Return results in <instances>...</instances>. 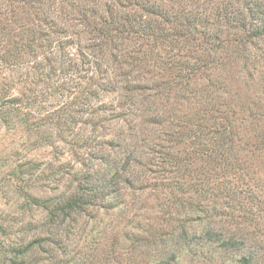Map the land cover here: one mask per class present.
Returning a JSON list of instances; mask_svg holds the SVG:
<instances>
[{
    "label": "trees",
    "instance_id": "16d2710c",
    "mask_svg": "<svg viewBox=\"0 0 264 264\" xmlns=\"http://www.w3.org/2000/svg\"><path fill=\"white\" fill-rule=\"evenodd\" d=\"M234 64L264 68V0H0V126L57 154L18 166L39 173L14 189L40 217L0 226V264H169L195 214L227 217L264 264ZM144 192L165 197L153 218ZM108 211L114 233L100 222L91 239Z\"/></svg>",
    "mask_w": 264,
    "mask_h": 264
},
{
    "label": "rangeland",
    "instance_id": "374dc122",
    "mask_svg": "<svg viewBox=\"0 0 264 264\" xmlns=\"http://www.w3.org/2000/svg\"><path fill=\"white\" fill-rule=\"evenodd\" d=\"M249 73L251 75L248 76ZM227 75L230 76H222V78L231 79L228 80L230 93L233 94V98L238 104L241 106L243 104L245 108V111H240L237 105L234 106V109L238 110L235 124L241 129V146L245 148L241 158L243 159L244 155L247 154L245 157L246 164L253 171L249 173L252 178L244 176V180H249L247 183L252 187L254 183L257 185L256 190H258L257 193L262 200L259 206L260 210L257 211L260 223L250 228L259 235L261 245L264 248V148L259 150L258 147L261 140L264 145V68L257 65L254 70L251 68L245 70L234 64ZM223 80L224 82L227 81ZM202 84L198 86V90H203L204 85L208 83L204 81ZM188 111L189 113L193 112L190 109ZM262 135L263 137H261ZM59 149L63 151L62 148ZM56 155L49 145L36 147L29 143L25 135L17 136L7 127L0 126V226L5 225L11 218L17 217L15 220L18 219L20 214L24 215L25 220L32 222L39 219L40 212L38 210L32 209L23 214L22 203L14 189V182L17 179L25 180L28 178L30 183L38 186L40 182L39 173L34 172L35 174L31 177H26V175L18 172V166H27L34 161L37 164L50 162ZM67 156V154L62 153L60 158L65 159ZM43 183L45 186L47 185V188L44 189L55 186L51 180ZM141 196L135 206L144 207L142 209L143 216L153 218L158 214L159 205L164 202L165 197L163 194L155 196L149 192H144ZM127 199L128 196H126ZM255 208L254 203L252 210H256ZM219 210L222 211L223 209L219 207ZM193 218L191 222L185 225L186 234L178 235L177 230L175 235L166 242L165 256L169 264H247L244 257L248 256V243L233 235L231 231L233 227L224 222V220L228 221L227 217L199 218L195 214ZM91 222L88 230V236L91 239H93L92 236H98L96 234L101 225L100 222L108 223L106 237H110L115 231V229H111L115 222L110 211L100 212ZM123 224L124 221H121L118 225L119 228ZM118 226L115 225V228L117 229ZM156 256H158L156 252L152 253V257Z\"/></svg>",
    "mask_w": 264,
    "mask_h": 264
}]
</instances>
